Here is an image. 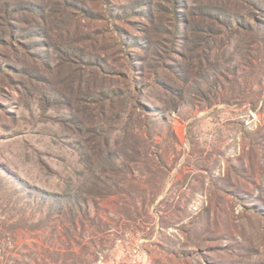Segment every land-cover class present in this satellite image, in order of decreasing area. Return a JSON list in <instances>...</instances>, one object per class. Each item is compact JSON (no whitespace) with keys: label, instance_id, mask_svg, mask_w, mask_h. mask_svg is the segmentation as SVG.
<instances>
[{"label":"rangeland","instance_id":"obj_1","mask_svg":"<svg viewBox=\"0 0 264 264\" xmlns=\"http://www.w3.org/2000/svg\"><path fill=\"white\" fill-rule=\"evenodd\" d=\"M177 1L0 0V264H264V0Z\"/></svg>","mask_w":264,"mask_h":264},{"label":"trees","instance_id":"obj_2","mask_svg":"<svg viewBox=\"0 0 264 264\" xmlns=\"http://www.w3.org/2000/svg\"><path fill=\"white\" fill-rule=\"evenodd\" d=\"M173 2H174V4L178 3V1H177V0H173ZM175 15H176V19L178 20V14H177V13H175ZM177 28H178V27H177Z\"/></svg>","mask_w":264,"mask_h":264}]
</instances>
